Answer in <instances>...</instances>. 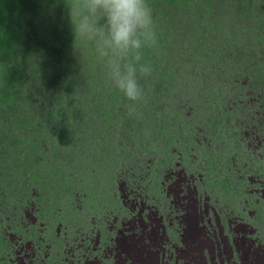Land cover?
I'll return each mask as SVG.
<instances>
[{
  "label": "rangeland",
  "instance_id": "rangeland-1",
  "mask_svg": "<svg viewBox=\"0 0 264 264\" xmlns=\"http://www.w3.org/2000/svg\"><path fill=\"white\" fill-rule=\"evenodd\" d=\"M259 37L239 46L264 48ZM215 41L208 85L147 91L130 113L107 83L95 101L79 90L15 120L0 147V264H138L146 249L149 264H264V88L218 79L247 57L219 61L233 45Z\"/></svg>",
  "mask_w": 264,
  "mask_h": 264
},
{
  "label": "trees",
  "instance_id": "trees-1",
  "mask_svg": "<svg viewBox=\"0 0 264 264\" xmlns=\"http://www.w3.org/2000/svg\"><path fill=\"white\" fill-rule=\"evenodd\" d=\"M147 3L152 9L158 45L144 49L142 62L153 68L151 76L140 79L144 88L150 84L145 92L167 87L185 89L197 79L208 85L205 78L215 76V72L208 71L207 55L212 50L208 42L215 39L212 47L219 43L233 45L222 52L219 61L228 63L234 53L241 61L247 57L245 64L235 67L241 78L223 66L218 79L221 73L228 74V87L235 83L242 91L253 89L252 86L264 88V48L248 53L246 47L239 46L248 39H260L259 33H264V0H147ZM191 16V26L186 28L184 25ZM170 24L176 28L171 29ZM255 24L262 26L261 32ZM178 26H184L189 35L183 37L175 33ZM183 42L190 45L189 58L182 57L183 53L179 52ZM168 44L174 47L173 57H158L166 53ZM216 59L210 63L211 70ZM76 79L89 82V86L84 87ZM107 83L111 82L104 63L97 59L95 46L75 41L66 0H0L1 150L15 140L7 137L17 129L15 120L20 122L21 116L26 121L27 113L36 114L35 104L58 95L66 100L75 99L73 95L79 90H84L86 93H82L86 96H93L95 101ZM42 84L47 85L45 93H40ZM36 91L39 92L36 94ZM108 91V96L114 98L112 88ZM84 104L89 102L85 99ZM43 110L45 112L46 108ZM76 117L79 118L78 113ZM143 252L149 259L141 252L138 264H149L151 251ZM121 253L126 254L125 251ZM190 255V258H202L197 251Z\"/></svg>",
  "mask_w": 264,
  "mask_h": 264
},
{
  "label": "clouds",
  "instance_id": "clouds-1",
  "mask_svg": "<svg viewBox=\"0 0 264 264\" xmlns=\"http://www.w3.org/2000/svg\"><path fill=\"white\" fill-rule=\"evenodd\" d=\"M75 41L95 46L111 84L133 105L146 99L140 79L152 75L142 62L144 49L155 48L158 36L147 0H66ZM103 21V23H101Z\"/></svg>",
  "mask_w": 264,
  "mask_h": 264
}]
</instances>
